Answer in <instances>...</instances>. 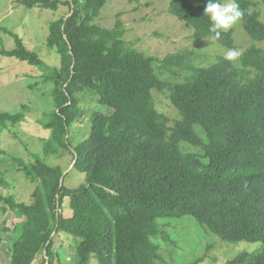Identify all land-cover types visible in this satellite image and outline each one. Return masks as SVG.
I'll list each match as a JSON object with an SVG mask.
<instances>
[{"label":"trees","instance_id":"trees-1","mask_svg":"<svg viewBox=\"0 0 264 264\" xmlns=\"http://www.w3.org/2000/svg\"><path fill=\"white\" fill-rule=\"evenodd\" d=\"M16 1L55 12L68 6L65 15L49 22L46 38L59 67L44 65L2 26L13 47L6 48L0 36V58L42 68L41 83L49 86L53 109L43 115L49 137L37 153L57 158L61 151L71 152L72 170L83 179L70 187L61 165L38 156L29 163L12 158L37 184L28 202L0 190V211L21 218L2 227L9 240L4 264H64L54 248L61 232L73 237L74 264H88L92 256L96 264H177L186 256L166 261L161 250L175 244L166 222L183 216L222 241L261 243L225 264H264V21L256 1L235 3L243 12L238 21L244 31L261 45L243 49L235 61L218 56L206 66L201 64L206 55L193 47L147 55L126 40L119 18L112 27L102 23L100 11L108 0ZM206 4L169 0L167 11L187 24L194 43L210 38L233 49L232 30H222L218 38L209 30ZM154 92L168 99L177 118L171 121L157 109ZM90 95L108 113L79 104ZM22 109H0V137L22 121L26 105ZM87 112L88 129L72 146L70 128ZM183 146H202V152ZM3 176L0 171V184Z\"/></svg>","mask_w":264,"mask_h":264},{"label":"rangeland","instance_id":"rangeland-1","mask_svg":"<svg viewBox=\"0 0 264 264\" xmlns=\"http://www.w3.org/2000/svg\"><path fill=\"white\" fill-rule=\"evenodd\" d=\"M255 1L256 8L260 11V19L264 21V0ZM168 2L169 0H108L100 11L101 18L103 16L102 23L112 27L115 20L119 18L127 28L126 40L135 41V46L145 51L147 55L161 57L175 50L193 47L197 53L206 55L201 61L203 66L213 63L218 56L224 57L229 48L210 38L194 43L191 38L192 31L187 24L167 11ZM224 2L227 0L222 3ZM67 12V5H62L55 12L37 6L26 8L18 4L16 0H0V26L16 33L29 50L38 54L44 65L59 67L60 59L55 50L46 45V38L49 22L56 16L65 15ZM228 30H232L233 49L241 52L251 45H261L260 42L253 41L246 34L239 21ZM0 36L6 48L13 47L11 35L0 31ZM41 70V67L32 68L25 62L9 57L0 58V109L21 112L22 105H26L22 121L9 126L0 137V150L3 151L0 171L4 173V184H0V190L3 193L10 192L14 194L16 200L24 202L30 200L31 190L37 182L26 178L22 171L17 170L19 166L12 159L14 157L22 158L25 163H29L32 158L38 156L47 164L61 165L66 169L64 183L70 187L78 185L83 179L82 173L72 170L73 155L71 152L61 151L62 157L57 158L52 157L54 155L47 158L44 153H37L42 148L44 140L49 137L48 131L41 125V122L45 121L43 115L53 109L49 86L45 82L41 83ZM154 94L157 109L167 115L171 121L177 118L178 113L168 99L160 93L154 92ZM92 96L81 98L79 104L108 113V108L97 103V96L96 100H91ZM89 112L86 113L87 116H83L81 122H74L70 128L71 134L75 137L72 146L86 133ZM200 137L202 141L206 140L202 132H200ZM183 149L197 154L202 152V146H183ZM67 202L68 199L65 198L64 214L69 213L66 207ZM20 220L21 218L15 217L11 210L5 213L0 211V264H4L8 258L5 244L9 241L2 227L13 226ZM166 223H168L166 229L171 233L175 244L166 243L161 250L162 256L166 261L169 260V256L171 258L173 255L186 256L183 260H177V264H186L196 257H203L199 264H225L238 253L251 252L261 245L259 242L222 241L215 234L207 232L203 226L189 216L168 220ZM71 241L73 237L65 232L56 234L54 239V248H59V259L64 264H74L75 261V249ZM209 245H211L210 248H208ZM40 256L41 254L37 258L39 259ZM88 264H96V259L92 256Z\"/></svg>","mask_w":264,"mask_h":264},{"label":"clouds","instance_id":"clouds-1","mask_svg":"<svg viewBox=\"0 0 264 264\" xmlns=\"http://www.w3.org/2000/svg\"><path fill=\"white\" fill-rule=\"evenodd\" d=\"M204 15L210 21V31L218 38L221 31H227L231 28L242 16L243 12L235 0H227L222 3L221 0H207L204 8ZM241 52L236 49H229L224 54V59L234 61L238 59Z\"/></svg>","mask_w":264,"mask_h":264},{"label":"water","instance_id":"water-1","mask_svg":"<svg viewBox=\"0 0 264 264\" xmlns=\"http://www.w3.org/2000/svg\"><path fill=\"white\" fill-rule=\"evenodd\" d=\"M62 180V179H61Z\"/></svg>","mask_w":264,"mask_h":264}]
</instances>
